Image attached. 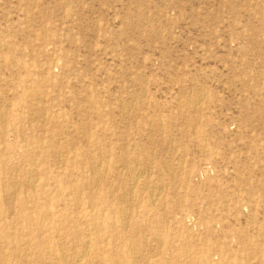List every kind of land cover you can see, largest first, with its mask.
Returning <instances> with one entry per match:
<instances>
[{"label": "rangeland", "instance_id": "374dc122", "mask_svg": "<svg viewBox=\"0 0 264 264\" xmlns=\"http://www.w3.org/2000/svg\"><path fill=\"white\" fill-rule=\"evenodd\" d=\"M0 100V264H264V0H0Z\"/></svg>", "mask_w": 264, "mask_h": 264}, {"label": "bare ground", "instance_id": "6f19581e", "mask_svg": "<svg viewBox=\"0 0 264 264\" xmlns=\"http://www.w3.org/2000/svg\"><path fill=\"white\" fill-rule=\"evenodd\" d=\"M141 94V93H140ZM134 96V95H133ZM135 97V96H134ZM1 101V100H0ZM123 101V100H122ZM124 104V103H123ZM130 106V105H129ZM126 107V106H125ZM122 108V107H121ZM124 109V108H123ZM40 115V114H39ZM125 142V141H124ZM130 149V148H129ZM152 154V153H151ZM59 157V156H58ZM58 162V161H57ZM128 163V162H127ZM100 165V164H99ZM170 166V165H169ZM117 167V166H116ZM106 169V168H105ZM172 169H174V168H172ZM132 170V169H131ZM148 170V169H147ZM133 171H134V169H133ZM178 173H179V171H178ZM140 174H142V173H140ZM139 174V175H140ZM119 179V178H118ZM35 182V181H34ZM137 182V181H136ZM13 183V182H12ZM132 183V182H131ZM128 188V187H127ZM153 188V187H152ZM162 188V187H161ZM117 189V188H116ZM122 189V188H121ZM148 189V188H147ZM129 191V190H128ZM154 191V190H153ZM122 198H123V196H122ZM151 198V197H150ZM141 199V198H140ZM7 200V199H6ZM12 201V200H11ZM140 202V201H139ZM153 203V202H152ZM123 214V213H122ZM125 220V219H124ZM125 222V221H124ZM114 224V223H113ZM122 225V224H121ZM124 229V228H123ZM35 231V230H34ZM188 231V230H187ZM58 235V234H57ZM85 239V238H84ZM157 243V242H156ZM83 245H84V242H83ZM85 245L87 246L88 244L87 243H85ZM84 245V246H85ZM20 246V245H19ZM74 247V246H73ZM88 247V246H87ZM87 247H84V248H87ZM84 248H83V250H84ZM154 248V247H153ZM161 248V247H160ZM63 253V252H62ZM75 253V252H74ZM87 254V253H86ZM81 255V254H80ZM142 256V255H141ZM162 256V255H161ZM71 258V257H70ZM173 258V257H172ZM40 264V263H39Z\"/></svg>", "mask_w": 264, "mask_h": 264}]
</instances>
